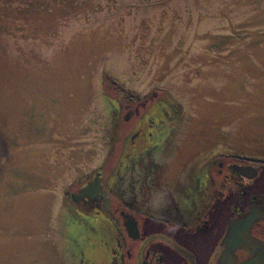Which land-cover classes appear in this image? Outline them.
I'll return each instance as SVG.
<instances>
[{
  "label": "water",
  "instance_id": "obj_1",
  "mask_svg": "<svg viewBox=\"0 0 264 264\" xmlns=\"http://www.w3.org/2000/svg\"><path fill=\"white\" fill-rule=\"evenodd\" d=\"M104 79L162 91L176 166L264 161V0H0V264H86L62 207L118 133ZM131 173L114 192L132 207L183 193L182 176L152 189Z\"/></svg>",
  "mask_w": 264,
  "mask_h": 264
},
{
  "label": "flooded vegetation",
  "instance_id": "obj_2",
  "mask_svg": "<svg viewBox=\"0 0 264 264\" xmlns=\"http://www.w3.org/2000/svg\"><path fill=\"white\" fill-rule=\"evenodd\" d=\"M103 88L120 116L113 148L62 207L86 264H264V161L217 154L192 166L189 154L178 167L182 157L163 153L174 119L162 91L135 99L106 79ZM133 170L152 189L182 176L183 193L145 194L144 209L132 207L114 190Z\"/></svg>",
  "mask_w": 264,
  "mask_h": 264
}]
</instances>
